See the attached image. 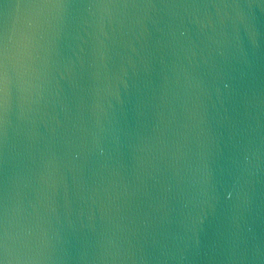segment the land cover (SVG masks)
Wrapping results in <instances>:
<instances>
[{
	"label": "clouds",
	"instance_id": "9594fccd",
	"mask_svg": "<svg viewBox=\"0 0 264 264\" xmlns=\"http://www.w3.org/2000/svg\"><path fill=\"white\" fill-rule=\"evenodd\" d=\"M250 9L241 4L130 6L72 0L5 5L11 27L0 37V135L6 157L22 158L27 171L17 173L5 205L0 264H67L88 258L86 250L72 254L77 222L70 205L58 204L57 194L61 186L67 190V174L75 180L91 162L105 161L120 147L122 121L138 99L145 67L144 58L125 40L130 25L143 35L148 31L144 19L151 20L159 33L156 45L186 61L181 66L185 91L197 99L211 98L229 88L231 69L205 55L189 25L217 33L218 25L235 24ZM204 65L207 70L201 72ZM21 125L28 139L24 152L14 143ZM257 170L248 153L224 157L221 163L215 150L205 146L189 167L183 209L199 217L223 198L243 211L251 203ZM25 188L33 193L27 200ZM98 258L134 259L120 250H105Z\"/></svg>",
	"mask_w": 264,
	"mask_h": 264
},
{
	"label": "water",
	"instance_id": "95a60500",
	"mask_svg": "<svg viewBox=\"0 0 264 264\" xmlns=\"http://www.w3.org/2000/svg\"><path fill=\"white\" fill-rule=\"evenodd\" d=\"M35 0H0V37L11 21L5 5ZM76 3L157 5L173 3L251 5L245 17L201 31L189 25L191 38L205 55L231 69L229 88L211 98L185 91L182 54L156 45L159 33L151 20L140 34L131 24L125 36L144 58L138 99L123 118L121 144L105 161H93L61 186L57 202L71 206L77 222L71 251L86 250L87 259L67 264H264V0H72ZM134 9H130L133 11ZM153 17L156 11L149 9ZM214 11V10H213ZM127 23V22H126ZM133 53V55H137ZM207 65L200 68L206 72ZM15 120V116L12 117ZM45 130L44 124L39 131ZM24 152L28 139L23 125L14 138ZM211 146L224 157L244 153L258 164L249 206L240 211L234 200L220 198L205 214L189 215L183 209L189 167ZM26 161L6 157L0 135V240L5 205L10 203L17 173L27 171ZM28 163V167H35ZM24 199L33 196L23 190ZM105 250H120L134 257L98 258Z\"/></svg>",
	"mask_w": 264,
	"mask_h": 264
}]
</instances>
